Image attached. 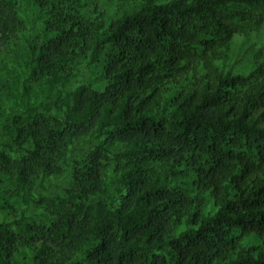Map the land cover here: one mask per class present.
Here are the masks:
<instances>
[{
  "label": "trees",
  "instance_id": "1",
  "mask_svg": "<svg viewBox=\"0 0 264 264\" xmlns=\"http://www.w3.org/2000/svg\"><path fill=\"white\" fill-rule=\"evenodd\" d=\"M263 3L0 0V63L25 74L0 142V264H264V47L247 73L227 64ZM80 144L95 150L66 176Z\"/></svg>",
  "mask_w": 264,
  "mask_h": 264
},
{
  "label": "rangeland",
  "instance_id": "2",
  "mask_svg": "<svg viewBox=\"0 0 264 264\" xmlns=\"http://www.w3.org/2000/svg\"><path fill=\"white\" fill-rule=\"evenodd\" d=\"M250 12L252 15L248 16L246 20L240 21L242 29L234 36L231 42V52L227 64L229 65V67H232L235 72L247 73L248 71H250V69L252 68L254 53L258 48L264 47V22L260 25L256 23L259 17L264 14V3L261 6L250 9ZM34 33L35 35L39 34L38 27L34 28ZM25 37L28 38L29 35L26 34ZM22 40L19 42V46H21L24 42ZM0 65V75L4 76L8 80L10 85V90L6 86V90L8 93L3 94L2 91L0 92V142H3L5 141L4 138H6L5 135L7 133V130L5 129L7 118L6 115H8L13 108L12 99H14L15 90L18 89V87L21 86L24 82L25 74L23 73V71L17 70L8 62H1ZM103 69V62L95 66L86 67L84 71H86L87 74L84 78L80 79L79 83L91 86L93 85L92 87L100 85ZM6 90L3 88L4 92H6ZM94 150L95 149L92 144L78 145V147L69 154V166L67 167L65 175L68 176L70 174L69 167L72 166L75 161L83 160L87 157V155L92 154ZM111 175L112 173L109 172V176L105 177V181L110 189H113V181L110 178L112 177ZM187 179L188 177H181L179 179V183L185 182ZM68 180L62 177L52 179V183L49 180H45V187H47V189L42 192V196L44 198H49L63 195L64 188L68 186ZM46 206V202H31V208L27 212L28 222L41 230H43V228H47L49 223L45 215ZM42 239L43 236H41V240ZM20 251L23 252V250L21 249Z\"/></svg>",
  "mask_w": 264,
  "mask_h": 264
}]
</instances>
